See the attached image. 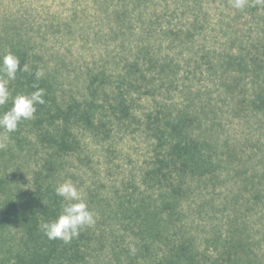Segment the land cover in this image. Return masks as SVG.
<instances>
[{
	"label": "trees",
	"instance_id": "obj_1",
	"mask_svg": "<svg viewBox=\"0 0 264 264\" xmlns=\"http://www.w3.org/2000/svg\"><path fill=\"white\" fill-rule=\"evenodd\" d=\"M130 1L138 6L145 0ZM199 5L198 0H193V7ZM234 10L220 5L217 23L206 29L212 40L207 42L213 44L217 52L205 46L198 58L207 60L206 75L214 86L203 85L198 93L203 97L201 102L187 98L174 106L160 103L155 96L162 91L168 94L172 89H187L182 85H187L188 76L181 80L180 86L177 85L174 75L179 72V66L173 65L172 58L159 59L155 49L163 45L158 44L161 38L165 41L169 35L176 44L182 43V35L193 45L195 32L209 26L210 12L198 13L201 17L194 18L187 26L190 33L165 31L158 21L148 23L145 31L155 35L158 41L155 38L144 40L138 54L114 78L103 70L93 73L86 81L84 95L79 97L57 99L48 76L36 80V65H31L25 54H16L20 66L27 64L30 68L29 73L17 71L13 80L16 95L36 91L34 84L45 90V103L35 105L36 112L29 123L38 143L47 151L34 173L30 193L18 198L15 209L6 211L7 220L23 232L14 257L15 264H90L91 236L85 227L80 229L79 237L66 244L59 239H48L40 225L55 220L63 205L68 203L55 195L58 185L54 178L60 168L65 167L64 161L69 155L76 154L82 165L86 166L88 162V158L78 157L82 152V133L88 132L97 140L105 141L115 126L123 125L129 129L131 121L138 123L141 133L150 142L147 167L140 175L147 191L140 194L134 187V193L128 194L131 189L125 188L122 199L118 197V201L121 200L114 214H122L126 222L124 232L139 241L135 242V253L132 254L128 248L131 246L125 243V235L115 238L121 239L122 246L111 247L114 260L109 264H264V257L252 252L248 240L240 236L243 225L236 220H229L225 236L216 235L205 241L206 246L200 252L191 240L181 237L176 242L164 235L181 202L187 200L192 183L195 190L209 186L214 190L225 182L218 179V168L231 163L232 159L239 162L238 149L247 143L254 149L264 147V133L260 132L264 131V17L255 14L252 21L240 26L237 20L239 12L242 14L244 10ZM119 18L120 14L116 19ZM182 62L193 64L191 59ZM193 68L199 69L200 65L194 63ZM188 74L196 76L187 71ZM134 92L138 100L131 97ZM147 94L152 108L139 111L137 102L146 100ZM233 117L242 119L250 130L244 144L237 143L235 148H231L225 133L224 137L221 134V129L226 126L225 119ZM216 128L218 133L213 137ZM217 149H221L220 154ZM235 168L238 184L226 193L228 196L224 195L220 206L224 210H227L226 205L234 209L239 207V198L245 196L243 187L248 183L254 185V178H264V173L258 169H253L254 178H251L248 170L243 172L240 165ZM154 190L156 199L150 194ZM253 193L252 201L261 199L260 191ZM214 204L209 199L196 207L211 211L215 210ZM163 215L167 219L162 220Z\"/></svg>",
	"mask_w": 264,
	"mask_h": 264
},
{
	"label": "rangeland",
	"instance_id": "obj_2",
	"mask_svg": "<svg viewBox=\"0 0 264 264\" xmlns=\"http://www.w3.org/2000/svg\"><path fill=\"white\" fill-rule=\"evenodd\" d=\"M198 2L200 5L193 7V0H145L138 6H134L130 0H0V57L8 51L14 55L25 54L31 65H36L37 70L43 69V77L48 76L57 99L79 97L84 95L86 81L93 73L103 70L113 78L120 75L125 64L138 54L141 43L155 38V35H148L145 31L148 23L158 21L165 31L190 33L187 26L194 18L201 17L198 13L210 12L212 18L208 20L209 26L204 31L195 32L193 45L182 35V43L176 44L169 35L165 41L161 38L158 44L163 45L155 49L159 59L167 61L172 58L173 65L179 66V72L176 71L174 75L177 85L180 86L181 80L188 76L187 85H182L187 89H172L168 94L162 91L155 96L160 103L174 106L187 98L201 102L203 97L198 93L203 85L209 83L206 75L208 63L206 59L201 61L198 58L205 46L217 52L210 43L212 40L206 29L217 23L220 5L221 8L224 5L235 8L232 0ZM235 10H244L242 14L239 12L237 24L245 25L246 21H252L255 14L259 18L264 17V0H246L243 9ZM118 14L120 18L116 19ZM188 59L193 61L192 65L183 64L182 61ZM194 63H198L200 68H193ZM187 71L196 76L186 75ZM208 85L214 87L212 83ZM9 91L11 97L16 96L13 80L9 82ZM11 97L7 104L0 106V115L12 107ZM131 97L138 100L135 92ZM145 99L137 102L139 111L152 108L149 94L145 95ZM29 121L22 120L16 131L10 134L0 128V264H15L14 257L23 235L18 225L7 220L6 211L15 209L18 198L30 193L34 173L47 151L38 143ZM225 122L221 134L224 137L225 133L231 148H235L237 143L244 144L243 140L250 134L244 121L233 117L225 119ZM137 124L131 121L129 129L123 125L115 126L105 141L83 132L82 152L78 157L88 158L86 166L76 158V154H71L64 161L65 167H61L54 178L57 185L71 180L85 194L89 210L95 214V225L85 226L86 233L91 236L90 264L112 262L114 257L110 249L117 244L122 246L121 239H115L121 235H125V243L131 246L128 248L135 247V242L139 241L137 237L124 232L126 222L122 214H114L125 188L131 189L128 194L134 193V187L140 194L147 191L140 175L147 167L145 163L151 148ZM260 132L264 133L263 130ZM217 133L216 128L213 137ZM248 145L244 144L242 149H238L239 162L232 159L231 163L218 168V179L225 182L214 190L211 186L195 190L192 183L187 200L181 202L176 217L172 218L169 228L164 231L166 237L176 242L181 237L191 240V244L200 252L206 246L205 241L216 235L225 236L229 220H236L243 225L240 236L248 240L252 252L264 257V178L252 176L253 169L264 173V147L254 149ZM222 150L227 152L226 149ZM216 151L221 153V149ZM239 165L243 172L249 171L251 178L255 179L254 185L248 183L243 187L245 196L239 198V207L234 209L226 205L227 210L221 209L224 195L237 187L238 176L234 171ZM255 190L262 195L256 202L252 201ZM150 194L153 199L157 198L156 190ZM208 198L215 202V210L210 211L206 207L199 210L196 206L202 205ZM164 219H167L166 215H163Z\"/></svg>",
	"mask_w": 264,
	"mask_h": 264
},
{
	"label": "clouds",
	"instance_id": "obj_3",
	"mask_svg": "<svg viewBox=\"0 0 264 264\" xmlns=\"http://www.w3.org/2000/svg\"><path fill=\"white\" fill-rule=\"evenodd\" d=\"M246 0H232L235 9H243ZM30 72L27 64L20 66L19 58L11 51L0 57V106L9 102L11 93L9 82L15 80L17 71ZM43 69L35 72L36 80L43 77ZM37 90L30 94H17L12 99V107L0 115V128L6 134L15 132L22 120H31L36 112L35 105L44 104L45 90L33 85ZM55 195L62 197L68 203L62 207L61 214L53 221L42 222L40 227L48 239H59L64 243H70L79 237L80 229L87 226L93 227L96 219L95 214L89 210L85 194L71 181L66 180L55 188ZM135 253V248L130 249Z\"/></svg>",
	"mask_w": 264,
	"mask_h": 264
}]
</instances>
